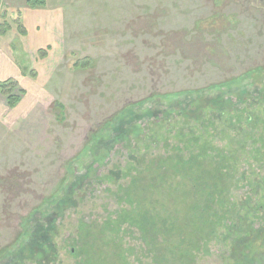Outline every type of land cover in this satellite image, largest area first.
Masks as SVG:
<instances>
[{"label": "rangeland", "instance_id": "1", "mask_svg": "<svg viewBox=\"0 0 264 264\" xmlns=\"http://www.w3.org/2000/svg\"><path fill=\"white\" fill-rule=\"evenodd\" d=\"M64 9V51L47 65L25 48L34 37H24L21 12L0 10V61L16 55L22 70L8 78L19 103L0 93V264H44L27 259L38 227L57 247L51 264H97L78 254L81 225L106 231L128 208L123 187L168 157L175 169L156 181L157 211L186 224L209 202L233 236L221 226L196 264L239 260L241 223H264V0H83ZM222 98L225 109L208 106L198 120L201 103ZM178 154L222 171V192L201 190L194 203ZM119 240L123 263L155 264L139 229L122 226Z\"/></svg>", "mask_w": 264, "mask_h": 264}, {"label": "trees", "instance_id": "2", "mask_svg": "<svg viewBox=\"0 0 264 264\" xmlns=\"http://www.w3.org/2000/svg\"><path fill=\"white\" fill-rule=\"evenodd\" d=\"M28 4L31 7H39L45 6L46 1L28 0ZM39 53L46 54L44 49H41ZM75 66L83 67L78 62ZM15 81V79L0 81V93L7 97L12 107H15L20 101V96L16 93L17 83ZM224 101L226 100L222 98L216 102L199 103L201 106L197 107L198 120L202 119L204 110L208 106L212 109H225ZM229 101L230 106L234 107V102ZM129 132L131 134L132 129H129ZM130 134L127 135L128 140H130ZM136 140L138 143L142 141L140 137H136ZM150 161L146 169L140 171L129 186L123 187L120 201L124 207L128 206V208L123 209L116 220L110 219L106 224V231L108 230L116 236H109L98 225H81L78 237L81 247L78 254L84 256L85 261L97 264H126L122 262L124 248L119 240L120 229L125 225L137 228L142 232L144 243L149 246L155 264H196L201 245L216 238L221 226L227 230L228 238L233 236V228L224 224L225 220H212L210 212L213 214L214 209L209 202L204 205L205 216L197 219L187 218L186 224L168 210H165V214H162L160 210L157 211V203L153 196L160 185H156V181L160 178L163 181L168 180L170 173L174 172L175 159L168 157L163 160L162 158L159 163L154 159ZM176 163H179L178 166L176 165V169L180 165L183 169H188L186 172L192 179V190L195 194L194 203L199 204L197 201H201V190L209 191L210 194L213 191L222 192L220 185L225 182V177L219 169L207 167L200 160L197 162L195 157L186 160L183 155L179 154ZM76 202L74 205L77 204ZM237 230L235 233L236 242L233 241V245L236 244L241 248V257L235 262H231L229 259L226 264H263L264 223L259 226H256L255 222L246 223V226L241 223V227ZM35 233L37 235L31 237L34 253L27 256V259L36 260L39 263L42 262V259L45 261L44 264H51L56 259L57 247H55L49 231L38 227ZM14 264L22 263L15 261Z\"/></svg>", "mask_w": 264, "mask_h": 264}, {"label": "crops", "instance_id": "3", "mask_svg": "<svg viewBox=\"0 0 264 264\" xmlns=\"http://www.w3.org/2000/svg\"><path fill=\"white\" fill-rule=\"evenodd\" d=\"M45 6L31 7L28 0H0V10L3 8L18 9L21 21L26 29L28 42L29 38L34 37L32 45L25 43V48L30 49L31 52L39 53L41 49L45 50L44 65L47 62L52 63L53 60L59 59L64 51V44L62 45V21L64 19V12L67 5L76 6L77 3L83 0H45ZM14 52V51H13ZM1 53H3L1 51ZM16 55H11L7 58H1L0 61V80L8 78H17L21 75L20 67L14 63ZM43 66V65H42Z\"/></svg>", "mask_w": 264, "mask_h": 264}]
</instances>
